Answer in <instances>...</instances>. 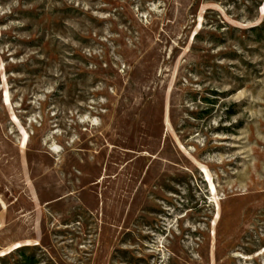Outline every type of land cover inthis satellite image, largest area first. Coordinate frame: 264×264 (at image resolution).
I'll return each instance as SVG.
<instances>
[{
    "label": "rangeland",
    "instance_id": "obj_1",
    "mask_svg": "<svg viewBox=\"0 0 264 264\" xmlns=\"http://www.w3.org/2000/svg\"><path fill=\"white\" fill-rule=\"evenodd\" d=\"M262 9L0 0V264H264Z\"/></svg>",
    "mask_w": 264,
    "mask_h": 264
},
{
    "label": "trees",
    "instance_id": "obj_2",
    "mask_svg": "<svg viewBox=\"0 0 264 264\" xmlns=\"http://www.w3.org/2000/svg\"><path fill=\"white\" fill-rule=\"evenodd\" d=\"M251 31L257 33V35L260 34L261 28L255 27L252 28ZM33 250H35V247L30 246H22L20 248L16 249V255H18L19 260L16 261L17 264H36L37 261L35 259Z\"/></svg>",
    "mask_w": 264,
    "mask_h": 264
},
{
    "label": "bare ground",
    "instance_id": "obj_3",
    "mask_svg": "<svg viewBox=\"0 0 264 264\" xmlns=\"http://www.w3.org/2000/svg\"><path fill=\"white\" fill-rule=\"evenodd\" d=\"M262 10H264V9H262ZM212 187V186H211ZM214 191V190H213Z\"/></svg>",
    "mask_w": 264,
    "mask_h": 264
}]
</instances>
